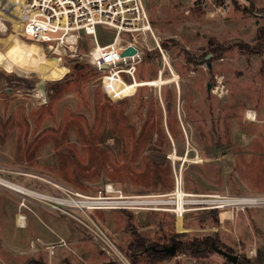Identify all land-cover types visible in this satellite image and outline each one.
Returning <instances> with one entry per match:
<instances>
[{"label":"rangeland","instance_id":"1","mask_svg":"<svg viewBox=\"0 0 264 264\" xmlns=\"http://www.w3.org/2000/svg\"><path fill=\"white\" fill-rule=\"evenodd\" d=\"M143 4L150 30L134 38L142 52L136 80L144 84L112 98L84 57L67 71L22 36L26 0H0V176L29 192L0 184V264H233L218 250L162 260L132 254L133 231L163 248L209 235L246 264H264V204L231 222L214 210L175 222L161 211L52 201L68 191L95 195L106 184L123 194L166 192L174 170L191 192L264 196V36H257L264 0ZM96 35L105 43L114 30L97 25ZM92 44L85 36L80 52Z\"/></svg>","mask_w":264,"mask_h":264},{"label":"built area","instance_id":"2","mask_svg":"<svg viewBox=\"0 0 264 264\" xmlns=\"http://www.w3.org/2000/svg\"><path fill=\"white\" fill-rule=\"evenodd\" d=\"M26 1L29 11L20 33L27 40L40 43L46 54L60 58L66 67L72 59L84 57L101 72L99 80L102 87L106 76L119 77L125 83L135 81L142 52L134 37L150 30L143 0ZM97 25L111 27L114 30L113 38L100 43L96 35ZM125 34L132 36V39L123 40ZM85 36L92 39L93 44L86 52H80ZM129 46L135 52L123 55L122 52ZM47 181L61 188L60 184ZM0 184L11 188L13 182L0 176ZM68 192L72 193L69 198H52V201L92 209L161 211L168 213L175 222L179 214L184 218L187 213L198 210H214L219 220L224 216L225 222H231L237 211L264 204V196L260 195L188 191L183 185L180 170H174L172 188L166 192L123 194L113 185L109 187V184L95 195Z\"/></svg>","mask_w":264,"mask_h":264},{"label":"trees","instance_id":"3","mask_svg":"<svg viewBox=\"0 0 264 264\" xmlns=\"http://www.w3.org/2000/svg\"><path fill=\"white\" fill-rule=\"evenodd\" d=\"M258 11L264 13V6L260 7ZM264 36V27L258 28V37ZM254 47H257L255 45ZM258 49V47H257ZM133 239L129 243V248L131 249L132 254H137L138 252H144L147 256L151 257L153 260H162L165 257L169 256V252L166 250L171 245H169L167 248H163L159 244H155V246L150 245L146 242V240L141 237L136 231L132 232ZM175 252H188L193 256H206L207 254L212 253L216 250L215 245V238L212 236H205L202 238H193L192 240L188 242L183 241H175L173 242ZM134 262H136L135 259H133ZM233 264H246L247 262L244 260H241L237 258L235 262H232Z\"/></svg>","mask_w":264,"mask_h":264},{"label":"bare ground","instance_id":"4","mask_svg":"<svg viewBox=\"0 0 264 264\" xmlns=\"http://www.w3.org/2000/svg\"><path fill=\"white\" fill-rule=\"evenodd\" d=\"M28 11L29 10H27V12ZM10 19L11 18L8 17L6 20H10ZM22 25H23V21H22ZM4 27H5L4 23L2 21H0V29H3ZM145 83H148V82H145ZM155 83L161 84L162 79L161 78L157 79ZM140 84H144V82L138 83V81L135 79V81H132L130 83H125L119 77L114 78L113 76H106L104 79V83H103L102 88L112 98H124V97H127V96L134 94L135 91L137 90L138 85H140ZM41 86H42V82L38 81L35 83L33 90H37V89L41 88ZM246 118L249 120H255V116H254L253 112L250 110L247 112ZM109 187H111V184H109ZM11 188L14 190L26 193V194L29 193L27 190H25L24 188H21L18 185H15L14 183L12 184ZM41 197H43V196H41ZM17 222L20 226H24L26 224V217L22 213L18 214L17 215Z\"/></svg>","mask_w":264,"mask_h":264},{"label":"water","instance_id":"5","mask_svg":"<svg viewBox=\"0 0 264 264\" xmlns=\"http://www.w3.org/2000/svg\"><path fill=\"white\" fill-rule=\"evenodd\" d=\"M135 52V49L131 46L127 47L123 52L122 54H132ZM211 54H207L206 55V58L210 57ZM169 254L171 253H175V249H174V244H172L169 248L166 249ZM216 250H218L220 253H222L223 255H225L226 257H228L229 259L232 260V262H235L237 260V256L236 255H232L224 250H221V249H218L216 248Z\"/></svg>","mask_w":264,"mask_h":264},{"label":"crops","instance_id":"6","mask_svg":"<svg viewBox=\"0 0 264 264\" xmlns=\"http://www.w3.org/2000/svg\"><path fill=\"white\" fill-rule=\"evenodd\" d=\"M264 6V5H263ZM262 7V6H261Z\"/></svg>","mask_w":264,"mask_h":264}]
</instances>
